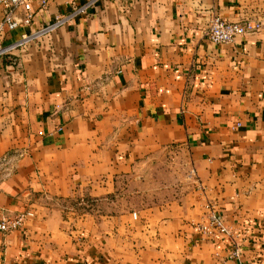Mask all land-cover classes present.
I'll return each instance as SVG.
<instances>
[{"label":"crops","instance_id":"crops-1","mask_svg":"<svg viewBox=\"0 0 264 264\" xmlns=\"http://www.w3.org/2000/svg\"><path fill=\"white\" fill-rule=\"evenodd\" d=\"M32 9L3 45L71 20L0 59V221L25 215L0 232V264H264V0ZM214 15L261 29L215 45ZM160 156L189 165L186 188L118 209L120 183ZM207 207L226 235L197 233Z\"/></svg>","mask_w":264,"mask_h":264},{"label":"built area","instance_id":"built-area-1","mask_svg":"<svg viewBox=\"0 0 264 264\" xmlns=\"http://www.w3.org/2000/svg\"><path fill=\"white\" fill-rule=\"evenodd\" d=\"M44 4V3H42ZM2 9V19L0 21V59L4 56H12L14 52L22 50L29 43L42 37L48 36L59 28L69 24L71 16L57 17L52 22L44 24L39 29L24 33L20 39L7 45L2 44L5 33L12 32L18 28L27 29L33 24L34 12L32 9V0H0ZM22 12V17L17 18L18 11ZM261 29V24L252 21L242 23H233L223 20L214 15L210 18L206 39L215 45L230 44L249 33H257ZM25 215H17L11 219L0 221V232L14 231L24 222ZM197 233L202 239L211 238L217 235H226L228 230L225 226L223 217L212 209L207 207V216L204 222L196 227ZM238 256V251L234 253Z\"/></svg>","mask_w":264,"mask_h":264},{"label":"rangeland","instance_id":"rangeland-1","mask_svg":"<svg viewBox=\"0 0 264 264\" xmlns=\"http://www.w3.org/2000/svg\"><path fill=\"white\" fill-rule=\"evenodd\" d=\"M181 157V156H180ZM189 165L180 160L173 161L168 156H160L141 171L124 179L119 185L118 209L136 211L142 207L162 205L177 197L193 177ZM97 203L94 211H103V204ZM85 205L78 207L83 212ZM114 210V206L112 207Z\"/></svg>","mask_w":264,"mask_h":264}]
</instances>
